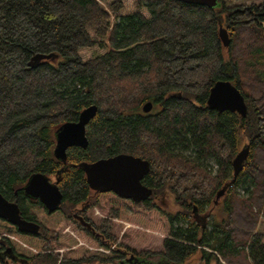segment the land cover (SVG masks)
I'll return each mask as SVG.
<instances>
[{
  "label": "trees",
  "instance_id": "obj_1",
  "mask_svg": "<svg viewBox=\"0 0 264 264\" xmlns=\"http://www.w3.org/2000/svg\"><path fill=\"white\" fill-rule=\"evenodd\" d=\"M217 80L240 90L245 117L207 107ZM91 104L87 146L56 158V130ZM119 153L148 161L147 199L90 188L83 164ZM35 173L59 188L55 210L25 194ZM0 192L39 225L0 218V264H264V0H0ZM166 192L171 206L156 201Z\"/></svg>",
  "mask_w": 264,
  "mask_h": 264
},
{
  "label": "water",
  "instance_id": "obj_2",
  "mask_svg": "<svg viewBox=\"0 0 264 264\" xmlns=\"http://www.w3.org/2000/svg\"><path fill=\"white\" fill-rule=\"evenodd\" d=\"M177 1L203 5L210 8L216 7L219 3V0ZM218 33L222 44L228 46L230 38L226 28L220 25ZM47 57L45 54L38 53L32 57V63H38ZM206 105L210 110H230L240 114L242 117H245L247 113V106L243 95L228 80H217L214 82L206 99ZM151 109V101L144 103L142 106L143 112H149ZM96 112L97 106L91 104L80 112L76 121L66 122L58 127L55 133L56 143L53 151L56 158L64 161L68 149L72 147L84 148L87 146L88 138L86 128L89 121L96 115ZM248 151L249 146L245 143L232 159L233 178L218 190L214 200L215 204L241 171ZM83 168L90 188L95 191H112L120 197L131 198L134 201L145 200L152 194V189L141 182V179L149 171L148 161L141 157L128 153H119L114 156L100 158L90 164H83ZM23 189L26 195L38 199L49 211L55 210L61 203L62 194L59 188L43 173L31 175ZM74 217L83 223L79 215H74ZM0 218L8 220L22 232L36 233L39 229L38 224L21 216L19 206L16 202L8 200L1 192ZM9 251L10 249L8 248L7 252Z\"/></svg>",
  "mask_w": 264,
  "mask_h": 264
},
{
  "label": "rangeland",
  "instance_id": "obj_3",
  "mask_svg": "<svg viewBox=\"0 0 264 264\" xmlns=\"http://www.w3.org/2000/svg\"><path fill=\"white\" fill-rule=\"evenodd\" d=\"M228 2V0H226ZM246 2H260L261 0H245ZM233 2V1H232ZM229 35V34H228ZM230 38V35H229ZM209 164H211L209 162ZM240 191V190H239ZM223 195L219 197L218 202L220 200H222ZM156 201L162 206H171V204L173 203V197L170 193L166 192L165 194H159L156 197ZM217 202V203H218ZM216 203V204H217ZM71 213H73V211H69ZM257 229L259 231H262L264 234V217L261 218V220L259 221V224L257 226ZM158 259V257H153V261L155 262ZM182 264H204V262H202V260L200 259V256L198 254L193 255L192 257H190L189 259H187L184 263Z\"/></svg>",
  "mask_w": 264,
  "mask_h": 264
},
{
  "label": "flooded vegetation",
  "instance_id": "obj_4",
  "mask_svg": "<svg viewBox=\"0 0 264 264\" xmlns=\"http://www.w3.org/2000/svg\"><path fill=\"white\" fill-rule=\"evenodd\" d=\"M46 59V58H45ZM43 60V59H42ZM33 64L34 65H36L37 63H34L33 62ZM152 109H153V107H152ZM152 109L149 111V112H151L152 111ZM144 113H148V112H144ZM146 175V174H145ZM144 175V176H145ZM144 178V177H143ZM142 178V179H143ZM142 179H141V182H142ZM143 184V183H142ZM145 185V184H144ZM146 186V185H145ZM148 187V186H147ZM112 192V191H111ZM73 215H77L76 213H73ZM133 256V258H131ZM122 264H147V263H149V264H154V261H153V257L151 258H144V257H136V256H134L133 254H130V255H125L124 257H123V259L120 261ZM158 262V261H157Z\"/></svg>",
  "mask_w": 264,
  "mask_h": 264
}]
</instances>
